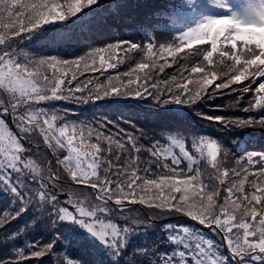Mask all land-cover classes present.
Masks as SVG:
<instances>
[{"label":"snow or ice","instance_id":"snow-or-ice-1","mask_svg":"<svg viewBox=\"0 0 264 264\" xmlns=\"http://www.w3.org/2000/svg\"><path fill=\"white\" fill-rule=\"evenodd\" d=\"M211 2L228 7L224 0ZM97 3L0 0V126L19 129L7 144L0 145V191L11 197V203L0 209V245L10 248L11 254L0 256V264H114L139 226H150L154 219L170 215H185L219 235L235 264H264V152L235 156L230 148L218 147L207 138H185L166 131L157 134L162 143L131 121L121 124L103 118L74 122L67 119L66 109L42 107L52 101L86 104L121 97L151 100L156 108L170 103L192 108L214 99L216 90L228 89L238 95L231 97L229 104L215 107L257 111L264 107V7L251 18L236 12L206 16L171 40L161 42L154 35L146 41L114 40L69 59L36 56L19 47L41 26L64 21ZM196 5L197 0H173L174 23ZM160 11H150L139 29L147 31L153 13ZM190 43L209 44L196 51L209 64L216 63L213 57L218 53L224 67L210 71L203 64L194 65L191 73L199 74V79L184 77L178 81L174 75L169 78L174 83L166 89L159 82L149 84L147 75L143 83L138 74L132 78L137 69L157 67V45L160 53L172 56ZM118 51L124 55L117 56ZM140 54L153 59L135 63L126 73L109 75L104 82L77 79L81 66L93 71L114 68L116 63L134 60ZM164 64L159 65L160 72ZM218 77L210 90L208 86ZM163 83L168 85L169 81ZM134 84L136 87H131ZM233 84L238 87H231ZM245 94H252V98L241 106ZM195 110L197 116L226 129H264V115L210 116ZM40 136L50 151L43 157L46 167L43 161L33 159L32 145L36 144L38 151ZM188 144L194 150L191 155ZM174 147L179 148L178 153ZM205 147L219 183L205 184L199 169L191 164L187 169L181 166L182 158L191 161L195 152L203 155ZM142 151L155 159H142ZM161 157H170L171 164ZM136 204L146 205L147 210L134 208ZM141 211L145 215H140ZM29 212L28 219L14 228L13 221ZM117 218L122 221L119 227ZM73 225L90 233L101 249H93L86 238L74 236L69 231ZM40 228L51 233L48 240L41 243L25 238L23 247L15 246L18 238ZM78 249H87L90 259L77 256ZM157 255L159 264H227V258L216 254L211 241Z\"/></svg>","mask_w":264,"mask_h":264},{"label":"trees","instance_id":"trees-1","mask_svg":"<svg viewBox=\"0 0 264 264\" xmlns=\"http://www.w3.org/2000/svg\"><path fill=\"white\" fill-rule=\"evenodd\" d=\"M29 2L28 0H23ZM173 0H100L98 4L92 6L91 10H88L81 16H72L64 21H57L43 25L38 30H35L31 34V38L26 43L34 49V52L38 56H56L64 59L73 58L83 54L91 47H99L114 40H135L146 41L150 36H156L161 42L165 40H171V38L185 29L193 27L197 19L208 14H220L231 11L228 7H219L211 2V0H197V5L193 9H187L183 12L182 20L179 23H174V13L170 7ZM179 3V0H175ZM226 3V0H224ZM250 5L254 4L256 7H261L264 4V0H249ZM105 5L108 11H112L111 15L101 11V6ZM153 9H162L158 14L152 15V26L147 31H141L138 27L145 16ZM114 13V14H113ZM121 13V14H120ZM123 24V26H122ZM191 44V43H190ZM189 44V45H190ZM183 48L180 52H176L170 58L165 57L164 53H160L157 45V54L155 57L156 68H144L134 71L132 78L136 79L138 74L141 77L140 82H145L144 78L147 75L150 79L147 80L149 84L159 82L160 87L167 88L174 82L169 78L176 76L178 81H182L184 77H190L192 80L199 79V74L191 73V67L203 64L210 71L217 68H223L224 63L220 61L219 54H214V64H209L203 60V56L196 50L210 47L207 43H198L192 46ZM224 47H230V45H222ZM122 52H117V56H123ZM152 57H143V54L137 56L134 60H124L120 63H116L114 68H104L95 70V73L100 74L98 81H107L109 75L115 76L116 73H126L130 68H134L135 63L151 62ZM167 61L164 64V61ZM89 63H91L89 61ZM164 64V71H159V65ZM97 65H99V58H97ZM183 65V67H182ZM71 73L69 72L68 78ZM127 79V76L122 77ZM213 81L209 85V89H213L215 83ZM168 80L169 84L165 85L163 81ZM246 82V81H245ZM192 87L193 85H189ZM136 87V85H131ZM231 87L235 88L238 85L233 84ZM149 91L154 89L149 88ZM217 95L214 99L204 100L198 102L197 105L189 108L183 105L167 104L162 107L156 108L151 106V100H140L137 98H121L111 97L105 98L100 101L89 102L86 104H73L65 101H52L44 106L55 109L72 110L74 113L72 117L82 119L88 122L101 120L107 118L109 120L117 121L122 124L123 121H131L138 127L150 131L152 133V139H161L157 134L161 131L168 133H174L178 136L188 137H202L210 138L212 142H216L218 147L224 146L232 150L235 156L244 155L248 151L264 152V129L259 128H223L215 124L212 121L204 120L200 116L196 115V110L202 111L207 115H226L247 117L249 115L259 117L264 115V107L259 110H254L252 113H245L241 108H218L215 105H227L231 102L230 98L235 97L238 94L236 92H230L228 89L216 90ZM252 94H245V97L240 101L241 106L246 103L247 99H251ZM150 99V98H149ZM168 105L171 109H168ZM123 126V125H122ZM14 128H9L7 125L0 126V145L7 144L10 137L15 133H18ZM186 148L190 149V155L194 150H191L190 144L186 145ZM173 151L178 153L179 148L174 147ZM39 161H42V155L39 156ZM142 159H155L151 157L146 151L141 153ZM219 158V154H218ZM161 159H167L171 164L170 157H161ZM191 164L193 169H199L198 164L195 163L194 157L191 161L187 158H182V167L187 169ZM151 167L155 169V164ZM200 170V169H199ZM143 175V173H141ZM215 177V175H213ZM204 183H208V179L202 178ZM245 187H248V181L245 179ZM28 219L27 214H23L22 217L15 220L13 227H18L20 224ZM188 226L182 219H168L163 223L154 227L155 233V246L153 251L143 253V258L148 260L151 264L152 261H156L159 264L158 255L164 252H178L184 250L185 246L193 248L197 244L202 242L195 232V227L183 230ZM57 228H61V225H57ZM174 229H178L177 232L171 234ZM12 230V229H10ZM35 229L28 233H31L32 238H28L27 234L24 238H18L16 243H19L23 247L24 239L38 240L41 243L42 238H50L51 233L45 229L40 228L39 232L35 234ZM188 230V231H187ZM172 239H169V238ZM89 243H93L99 246V243L93 240H88ZM158 251L156 245L159 243ZM16 246V244H15ZM146 246V244L144 245ZM17 247V246H16ZM220 249H222L219 246ZM6 250L11 251L10 248H6L0 245V254L5 253ZM10 254V253H9ZM78 255V251H77ZM220 257L227 258L228 262L233 264V258L231 255H225L224 253ZM29 259H38L30 257ZM90 259V257H89ZM32 264L31 261H28ZM115 264V263H114ZM120 264V263H119Z\"/></svg>","mask_w":264,"mask_h":264},{"label":"rangeland","instance_id":"rangeland-1","mask_svg":"<svg viewBox=\"0 0 264 264\" xmlns=\"http://www.w3.org/2000/svg\"><path fill=\"white\" fill-rule=\"evenodd\" d=\"M30 2V0H28ZM100 0H98L99 3ZM103 1V0H102ZM22 2H24L22 0ZM228 3H230V1H227ZM97 3V4H98ZM96 5V4H94ZM92 5V6H94ZM91 6V8H92ZM91 8H85L83 9L80 13H77L76 15L81 16L84 13H86L88 10H91ZM261 8V7H259ZM258 7H251L248 4L243 6L241 10H236L235 12L242 15L243 17H247V18H251L254 13L259 9ZM101 11L105 12L108 17L111 15L112 11H108L105 7V5L101 6ZM114 14V13H113ZM121 14V13H120ZM75 15V16H76ZM206 16H211V15H204L202 16L200 19H197V22H195L194 26L201 22L202 19ZM72 17V16H71ZM69 18V17H68ZM123 26V24H122ZM42 27V26H41ZM191 28V27H190ZM187 30V29H185ZM183 30V31H185ZM31 34L28 38L23 39L21 41V43L19 44V47L24 49L25 51H27L30 54H34L36 55V53L34 52V49L31 48L30 46L26 45V43L29 41V39L31 38ZM198 43H191L189 46L195 45ZM38 56V55H36ZM173 56V55H172ZM165 57L170 58L171 56H168L167 54H165ZM90 64V63H89ZM51 69H49V74L51 73ZM100 78V74L95 73L91 68H84L83 66H81L80 71L77 72V79L84 81L85 83H87V81L89 79L91 80H95L98 81V79ZM73 84H75V81H73ZM88 87H92L91 84H88ZM111 98V97H110ZM109 98V99H110ZM115 98V97H113ZM100 101V100H98ZM45 105V104H44ZM42 105V107L45 108H49L47 106ZM168 109H171V107L168 105L167 107ZM60 109V108H59ZM74 113L73 109L72 110H68V116L67 119L74 121V122H81V121H85L82 119H78L75 117H72V114ZM12 128H14V126H12ZM16 131H18V129H16ZM39 138V145H38V151H36L35 149H37V145L33 144L32 148L34 149L33 152V159H35L37 161V163H41V161H39V156L42 155V161H43V166H47V161L43 159L44 155L47 153L50 155V151L47 150L46 145L43 143V138L42 136L38 137ZM208 140L212 141L210 138H208ZM208 151L209 149L207 147H205V151L203 153V155H201L199 152H195L194 155V161L196 164H198V167L200 169L201 172V179L204 177V179H208L207 182L205 184H209V183H219V181L216 180V178L213 176L214 175V169H212L211 164L209 163L210 157L208 156ZM11 203V197L8 196L6 193L0 191V209H4L6 208L9 204ZM136 209H144L147 210V206L146 205H140V204H136L133 206ZM31 211V210H30ZM27 214V216L29 217L30 212L29 213H25ZM140 215H145V213L143 211H141L139 213ZM182 219L184 221V223L188 226L187 228H184L183 230L185 231L186 229H189L190 227H195L196 229V233L198 235V237L201 238L202 241H211L214 245V249L215 252L218 256H221L223 253L227 256L230 255L227 247L225 246V242L223 240H221L220 236L215 234L211 229L200 225L198 222H196L195 220L185 216V215H170V216H165L159 219H154L151 222L150 226H139L138 229L135 231V233L133 235L130 236V238L127 241V245L124 249V252L122 254L121 257H119L114 263L115 264H150L148 260H145L143 257V253H148L149 251H153L154 250V246H155V233L157 231L154 230V227L157 226L160 223H163L165 220L168 219ZM15 221H13L14 224ZM120 222L122 223V221H119V218H117V226H120ZM19 227V226H18ZM40 229L35 231V234H37L39 232ZM69 231H71L74 236H80V237H84L87 240H93L96 243H99L98 240H96L90 233H88L85 229L79 227L78 225H73L71 229H69ZM178 229H174L171 234H174L175 232H177ZM188 231V230H187ZM27 237L28 238H32L31 233H27ZM47 240V238H43L41 239L42 242H45ZM90 246H93V243H89ZM146 244V246H144ZM162 244L161 242L156 245V250L158 251L159 245ZM16 246H20L19 243H16ZM219 246L222 248L220 249ZM101 245H95L94 247H92L93 249L99 250L101 249ZM78 255L77 256H84L86 259H89V252L87 249H78ZM10 253L11 251L6 250L5 253ZM4 255V253L0 254V256ZM38 259H46L45 257H41ZM55 259V257H53V260ZM29 263L28 261H25L24 264ZM32 263V262H31ZM228 264H230L228 262ZM232 264V263H231ZM233 264H235V261H233Z\"/></svg>","mask_w":264,"mask_h":264}]
</instances>
